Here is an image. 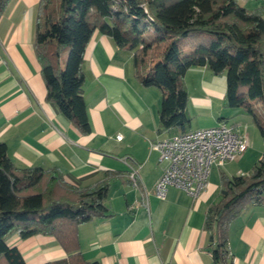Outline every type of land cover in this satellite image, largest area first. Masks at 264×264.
Wrapping results in <instances>:
<instances>
[{
	"label": "crops",
	"instance_id": "1",
	"mask_svg": "<svg viewBox=\"0 0 264 264\" xmlns=\"http://www.w3.org/2000/svg\"><path fill=\"white\" fill-rule=\"evenodd\" d=\"M38 2L9 0L0 16V141L6 144L13 164L55 167L79 188L108 181L104 204L109 215L78 228L80 251L87 261L214 264L211 232L205 221L208 208L220 198L219 167L210 172L207 187L195 199L176 187H170L162 199L156 196L153 187L162 165L150 145L181 131L159 130L161 90L142 86L135 78L133 51L118 47L98 30L86 45L82 64V95L90 132L82 133L58 112L46 100V85L33 48ZM238 2L250 11L261 9L264 17V0ZM184 82L187 115L191 120L208 119L184 130L220 122L235 125L246 135L248 148L236 158L241 159L238 170L229 175L249 174L264 154V143L254 148L260 139L252 123L241 117L244 109L225 105V74L214 75L206 66H195L186 71ZM118 134L121 139L116 138ZM137 165L134 186L128 173L130 166ZM227 231L233 264H264V203L245 208ZM7 242L18 248L26 264L66 257L53 236L35 234L22 239L14 234Z\"/></svg>",
	"mask_w": 264,
	"mask_h": 264
},
{
	"label": "trees",
	"instance_id": "2",
	"mask_svg": "<svg viewBox=\"0 0 264 264\" xmlns=\"http://www.w3.org/2000/svg\"><path fill=\"white\" fill-rule=\"evenodd\" d=\"M8 1L0 0V16ZM95 30L132 50L137 81L161 90L160 131H187L184 75L191 67L206 66L226 76L225 105L242 107L264 136V121L254 106H264L261 9L250 11L238 0H39L33 48L46 100L82 133L91 130L82 64ZM219 176L220 198L208 208L205 224L214 264H233L228 226L249 205L264 203V154L249 174L229 176L219 169ZM108 187L107 180L76 187L55 167H16L0 141V264H26L7 242L14 234L54 237L66 257L42 264H98L82 256L78 228L109 215Z\"/></svg>",
	"mask_w": 264,
	"mask_h": 264
},
{
	"label": "built area",
	"instance_id": "3",
	"mask_svg": "<svg viewBox=\"0 0 264 264\" xmlns=\"http://www.w3.org/2000/svg\"><path fill=\"white\" fill-rule=\"evenodd\" d=\"M121 139V134L116 136ZM158 153L162 172L154 183V192L164 198L170 187H176L193 199L207 187L213 167L236 159L248 148L246 135L230 123L187 130L151 143ZM139 166H130L128 178L137 186Z\"/></svg>",
	"mask_w": 264,
	"mask_h": 264
},
{
	"label": "rangeland",
	"instance_id": "4",
	"mask_svg": "<svg viewBox=\"0 0 264 264\" xmlns=\"http://www.w3.org/2000/svg\"><path fill=\"white\" fill-rule=\"evenodd\" d=\"M186 51H188V50H186ZM254 104H256V103H254ZM256 109V111L258 112V113H260V115L262 116V118H263V121H264V106L263 105H260L259 107H256L255 108ZM241 117L243 118V119H246L247 121H249L250 123H252V127H251V129H253L252 131H254L253 133H255V135L257 136V137H259V141L258 142H256L257 144H256V147H254V148H262V144L264 143V136H262L261 134H260V132H259V130H258V128L255 126V124L253 123V122H251V116L249 115V114H247V113H242V115H241ZM206 120H208L207 118H201V117H199V119L198 118H194L193 120H191L190 119V123L186 126V128H189V125H191V126H194V125H197L200 121L201 122H204V121H206ZM254 125V126H253ZM264 152H262V154H263ZM245 159L246 158H243L242 159V162H244L245 161ZM241 159L239 158V159H235V160H233V161H229V162H226V163H224L223 165H221L220 167H219V169L220 170H222V171H224L226 174H230V173H232V174H234V172H236V170H238V168H239V164H238V162L240 161ZM229 163V165H227ZM212 170H214V171H218L217 170V167H213L212 169H211V171ZM212 175V174H211ZM230 176V175H229Z\"/></svg>",
	"mask_w": 264,
	"mask_h": 264
}]
</instances>
